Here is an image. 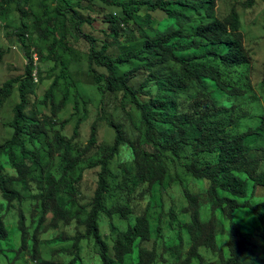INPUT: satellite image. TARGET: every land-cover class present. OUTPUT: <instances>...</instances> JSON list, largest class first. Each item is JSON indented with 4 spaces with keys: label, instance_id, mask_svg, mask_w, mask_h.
Here are the masks:
<instances>
[{
    "label": "trees",
    "instance_id": "trees-1",
    "mask_svg": "<svg viewBox=\"0 0 264 264\" xmlns=\"http://www.w3.org/2000/svg\"><path fill=\"white\" fill-rule=\"evenodd\" d=\"M48 1L40 11L32 0H0L9 39L41 56L39 82L31 61L0 85V109L16 87L21 95L12 137L0 143V264L24 253L34 264H248L252 242L236 213L264 224L255 193L264 115L253 122L245 106L221 100L246 92L225 75L229 64L212 61V45L247 59L227 29L239 23L236 4L255 0L215 14V0ZM75 50L86 53L96 97L73 77ZM50 246L56 256L46 259Z\"/></svg>",
    "mask_w": 264,
    "mask_h": 264
},
{
    "label": "rangeland",
    "instance_id": "rangeland-1",
    "mask_svg": "<svg viewBox=\"0 0 264 264\" xmlns=\"http://www.w3.org/2000/svg\"><path fill=\"white\" fill-rule=\"evenodd\" d=\"M42 0H32L33 5L35 6L36 10L42 11L41 6ZM49 5H53L52 0L48 1ZM240 12L241 19L244 24V28L242 29V33L244 36V42L246 46L250 50L251 54V62L253 67H250V72L248 70L243 72V76H247V81L249 80L250 89H248L247 95L243 96V101L248 102V104H255L260 102L263 109H264V84L260 82L259 75L261 72L262 64L264 63V30L262 27V18H264V0H257L256 5L249 9V10H242L238 8ZM15 20H13L15 27L16 25L20 24L19 13L14 11ZM5 23H0V47L9 48L7 51L4 52L2 61L0 62V85H2L7 79L22 75L25 72V65H26V50L23 48L21 42L19 41H11L7 36L6 32L9 29H4ZM90 29V27H89ZM17 47V48H16ZM34 47V45H33ZM85 50V48H81ZM75 60L72 61L71 69L72 74L75 80L79 82L82 87L83 92L86 95H92L96 97V91L94 89V85L92 83V76L89 73V66L88 61L86 58V53L80 50H75L74 52ZM59 71V70H58ZM51 80H45L43 82L38 91L39 96L42 97L44 92L51 86ZM21 102V95L16 87L13 95L11 96L10 100L6 103V106L0 109V143H4L9 138L12 137L13 131L8 126V123L13 120L14 118V107L17 103ZM70 107V105H69ZM68 113V110L66 111ZM68 116V115H65ZM84 131H86L85 126L83 127ZM70 127V131H71ZM106 132V128L102 129V133ZM112 138V133H108V139ZM113 168L116 169V162L113 164ZM181 169V168H180ZM181 171H183L181 169ZM189 179V177H188ZM95 180V171H89L87 183L92 185L94 184ZM193 184V182L191 183ZM90 187V186H89ZM198 189V186L195 188ZM258 197H264V187H257L256 192ZM177 207L182 205V200H177ZM146 202H143V207L145 206ZM159 206L152 207L150 213L152 214L153 218L158 217L160 212ZM239 220L245 224H249L248 221V214L246 213L245 209L238 211ZM248 217V218H247ZM17 223L14 221H9L8 228L11 230V240L7 244L13 245L15 249H19L21 245V240L19 238V232L16 231ZM15 230V231H14ZM174 234V233H173ZM175 235V234H174ZM262 235V229L256 228L254 230V235L252 234L251 237H259ZM176 240L177 237H174ZM55 246H50V248L44 250L43 256L46 259H51L56 256L53 254ZM264 252V246L262 247ZM228 253V252H226ZM64 259V258H63ZM260 259L264 260V257L261 256ZM131 261H128L130 264ZM16 264H33L30 262L25 256L23 259L16 262ZM90 264V263H86ZM194 264V263H193Z\"/></svg>",
    "mask_w": 264,
    "mask_h": 264
},
{
    "label": "clouds",
    "instance_id": "clouds-1",
    "mask_svg": "<svg viewBox=\"0 0 264 264\" xmlns=\"http://www.w3.org/2000/svg\"><path fill=\"white\" fill-rule=\"evenodd\" d=\"M256 2H257V0H255V2L251 6L246 7V8H242L240 6V4H236L239 23L237 25L236 30L233 31L230 29V27L227 29V32L230 35V37H232L234 34H236L239 37V40L242 43V45L246 51L247 59H244V61L241 63H235V61L232 60L230 55L227 54V43L226 42H221V44L212 45V49L216 50L217 54L219 55L218 60H212V61H217V62L222 63V60H224L227 64H229L228 67L230 69H227V73L225 75L229 78V80H231L233 78L237 79L236 84L238 86H240L246 92L243 95L238 94L236 96H229V97L223 95V96H221L222 97L221 100L225 101L227 106H232L235 103H240L243 106H245L247 108V110L252 111L253 114L255 115L253 122H257L258 116H260L261 114L264 115V109H263L260 102H257L255 104H248V102L243 101V96L247 95L248 89H250L249 80L247 81L246 75L243 76V72L247 71V73H248V70L250 72V67H253V66H251L252 62H251L250 50L244 42V36L242 33V29L244 28V24H243V21L241 19L240 12L238 11V8H241L242 10H249L256 5ZM231 4L232 5L235 4V3H233V0H215V5H213L214 14L216 12V8L218 9L219 12L225 13ZM262 22H263L262 27L264 30V18H262ZM0 23L1 24L4 23L3 19H1V18H0ZM31 51H32V56L26 58V64H29L32 61V63H33V76L35 78V81L39 82V70H40V65H41V56H40L39 51L36 49V46H34V47L32 46ZM35 53H38V55H39V63L37 65V67H38V74L37 75H34V68L36 67L35 61H34ZM263 71H264V63L262 64L261 72L259 75L260 82L264 84V82L261 81ZM240 131H242V128L240 129ZM256 189H257V187H256ZM243 209H240V210H243ZM238 211L236 213L237 220L243 225V227L246 231L247 238L250 239V241L252 242L251 248L248 249V251H247L245 261L248 264H252V261H255L254 264H264V260L260 259L261 256L264 257V252L262 249V247L264 246V224L262 221L258 220L257 216L252 211H250L248 209H245V211L249 216V218L247 217L249 224H245L239 220ZM250 225L252 227H250ZM256 228L262 229V235L259 237H255L253 240L251 235L252 234L254 235V230ZM19 238H20V235H19ZM20 240H21V238H20ZM17 250L18 249H16V251ZM257 254H258V256H256ZM25 256H27L28 260L30 262H32L30 259V255L28 253H24V254L20 255V257H21L20 260L23 259ZM32 263L34 264V262H32Z\"/></svg>",
    "mask_w": 264,
    "mask_h": 264
},
{
    "label": "built area",
    "instance_id": "built-area-1",
    "mask_svg": "<svg viewBox=\"0 0 264 264\" xmlns=\"http://www.w3.org/2000/svg\"><path fill=\"white\" fill-rule=\"evenodd\" d=\"M34 61H35V65H36V67L34 68V75H37L38 74V67H37V65L39 63V55H38V53H35V55H34Z\"/></svg>",
    "mask_w": 264,
    "mask_h": 264
}]
</instances>
